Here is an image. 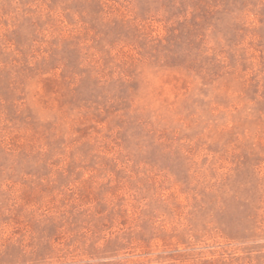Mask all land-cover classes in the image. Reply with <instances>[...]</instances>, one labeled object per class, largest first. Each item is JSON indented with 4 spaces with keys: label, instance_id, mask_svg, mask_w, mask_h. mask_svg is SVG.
Returning a JSON list of instances; mask_svg holds the SVG:
<instances>
[{
    "label": "rangeland",
    "instance_id": "rangeland-1",
    "mask_svg": "<svg viewBox=\"0 0 264 264\" xmlns=\"http://www.w3.org/2000/svg\"><path fill=\"white\" fill-rule=\"evenodd\" d=\"M0 264H264V0H0Z\"/></svg>",
    "mask_w": 264,
    "mask_h": 264
}]
</instances>
